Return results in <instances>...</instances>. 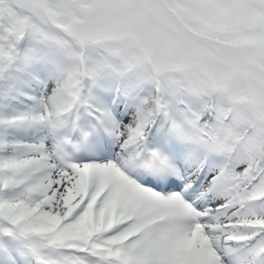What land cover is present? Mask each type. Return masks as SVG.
<instances>
[{"label": "snow or ice", "instance_id": "1", "mask_svg": "<svg viewBox=\"0 0 264 264\" xmlns=\"http://www.w3.org/2000/svg\"><path fill=\"white\" fill-rule=\"evenodd\" d=\"M0 264H264V0H0Z\"/></svg>", "mask_w": 264, "mask_h": 264}]
</instances>
